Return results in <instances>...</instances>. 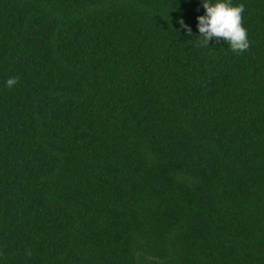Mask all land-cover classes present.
<instances>
[{"label": "trees", "instance_id": "trees-1", "mask_svg": "<svg viewBox=\"0 0 264 264\" xmlns=\"http://www.w3.org/2000/svg\"><path fill=\"white\" fill-rule=\"evenodd\" d=\"M241 4L237 54L203 45V0H0V264H264V0Z\"/></svg>", "mask_w": 264, "mask_h": 264}, {"label": "clouds", "instance_id": "clouds-1", "mask_svg": "<svg viewBox=\"0 0 264 264\" xmlns=\"http://www.w3.org/2000/svg\"><path fill=\"white\" fill-rule=\"evenodd\" d=\"M203 8L205 14L197 17L199 37L203 45L208 46L209 41L215 38L217 41L223 39L237 54L249 49L247 30L242 25L243 4L232 6L231 0H217L214 4L210 3V0H203ZM180 25L187 29L188 35L192 34L183 20L180 21ZM6 83L11 88L18 83V78H9ZM28 255L31 253L29 252Z\"/></svg>", "mask_w": 264, "mask_h": 264}]
</instances>
